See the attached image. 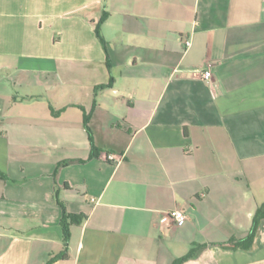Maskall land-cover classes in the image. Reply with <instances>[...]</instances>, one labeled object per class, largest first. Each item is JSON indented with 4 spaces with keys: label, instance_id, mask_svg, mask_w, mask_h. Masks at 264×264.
Returning <instances> with one entry per match:
<instances>
[{
    "label": "crops",
    "instance_id": "crops-1",
    "mask_svg": "<svg viewBox=\"0 0 264 264\" xmlns=\"http://www.w3.org/2000/svg\"><path fill=\"white\" fill-rule=\"evenodd\" d=\"M0 172V264H264V0H0Z\"/></svg>",
    "mask_w": 264,
    "mask_h": 264
},
{
    "label": "trees",
    "instance_id": "trees-1",
    "mask_svg": "<svg viewBox=\"0 0 264 264\" xmlns=\"http://www.w3.org/2000/svg\"><path fill=\"white\" fill-rule=\"evenodd\" d=\"M106 13L105 15H103V17L100 19V21L98 22L97 26H96V33H97V36L101 39V41L105 44L106 41L105 39L103 38V35L101 33V25L102 23L104 22V20L106 19ZM53 112L55 114H59L63 109H60L58 111L52 109ZM85 126L87 128V131L89 133V136H90V139L91 141L93 140L92 139V131L90 130L89 126H88V117H86L85 119ZM0 175L1 176H4L1 172H0ZM83 219V216L82 215H76V214H71V213H68L65 209H64V213H63V217H62V221H61V225L63 227V233H64V243H65V247L68 246V243H69V240H70V226L72 224H78L82 221ZM264 219V204L259 208V210L257 211L256 215H255V218H254V225H253V228H252V231L250 233V235L245 238L244 240V244H241L239 246H243V247H246L245 243L248 242L249 244H252V242L254 241V239L256 238L257 236V233H258V230H259V226H260V222L261 220ZM230 248H236L237 246L236 245H230L228 246ZM201 248L202 247H194L192 248L187 254L179 257V258H176L172 264H182L183 262L191 259V258H194L196 256H198L199 252L201 251ZM65 255L62 254V255H59L57 258H63ZM56 258V257H55ZM54 260L53 258L50 260V262ZM49 262V264H50Z\"/></svg>",
    "mask_w": 264,
    "mask_h": 264
},
{
    "label": "built area",
    "instance_id": "built-area-1",
    "mask_svg": "<svg viewBox=\"0 0 264 264\" xmlns=\"http://www.w3.org/2000/svg\"><path fill=\"white\" fill-rule=\"evenodd\" d=\"M187 46L191 45V41H186ZM200 77L207 81L210 84V88L211 91L214 95H216L218 93V89L217 86L213 80V73L210 69H204L202 71H200ZM108 159L109 160H119L120 158L113 154V153H109L108 154ZM187 220V215L186 213L181 210V209H174L171 211H167L164 213L160 224L162 226H171V225H175V226H180L183 225Z\"/></svg>",
    "mask_w": 264,
    "mask_h": 264
},
{
    "label": "rangeland",
    "instance_id": "rangeland-1",
    "mask_svg": "<svg viewBox=\"0 0 264 264\" xmlns=\"http://www.w3.org/2000/svg\"><path fill=\"white\" fill-rule=\"evenodd\" d=\"M12 89L14 90V92H21V93H22V92L25 91V90L23 91V90H21V89H19V88H17V87H15V88L13 87ZM35 91H36V90H35ZM35 91H34V92H35Z\"/></svg>",
    "mask_w": 264,
    "mask_h": 264
}]
</instances>
